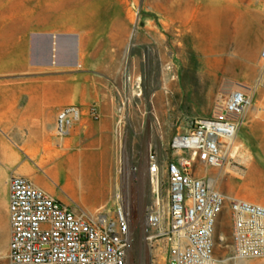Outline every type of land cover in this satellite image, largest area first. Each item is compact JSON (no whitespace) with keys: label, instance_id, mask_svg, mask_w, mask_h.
<instances>
[{"label":"crops","instance_id":"obj_1","mask_svg":"<svg viewBox=\"0 0 264 264\" xmlns=\"http://www.w3.org/2000/svg\"><path fill=\"white\" fill-rule=\"evenodd\" d=\"M0 3V23L5 21V4ZM2 35V34H1ZM4 39L0 36V127L2 128V95H3V58H4V45H2ZM2 132H0L1 134Z\"/></svg>","mask_w":264,"mask_h":264},{"label":"rangeland","instance_id":"obj_2","mask_svg":"<svg viewBox=\"0 0 264 264\" xmlns=\"http://www.w3.org/2000/svg\"><path fill=\"white\" fill-rule=\"evenodd\" d=\"M0 3H4L5 4V0H0ZM4 4H2V6H4ZM5 7V6H4ZM4 32V23H0V36L1 34ZM0 132H2V128L0 127ZM0 170H1V134H0Z\"/></svg>","mask_w":264,"mask_h":264},{"label":"bare ground","instance_id":"obj_3","mask_svg":"<svg viewBox=\"0 0 264 264\" xmlns=\"http://www.w3.org/2000/svg\"><path fill=\"white\" fill-rule=\"evenodd\" d=\"M1 36H2V39H4V32L2 33ZM2 45H4V41H3Z\"/></svg>","mask_w":264,"mask_h":264}]
</instances>
